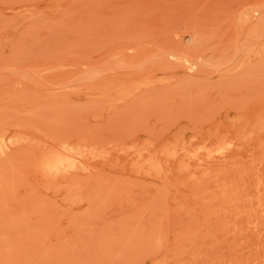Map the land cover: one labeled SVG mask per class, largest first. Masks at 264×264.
<instances>
[{
  "label": "rangeland",
  "instance_id": "rangeland-1",
  "mask_svg": "<svg viewBox=\"0 0 264 264\" xmlns=\"http://www.w3.org/2000/svg\"><path fill=\"white\" fill-rule=\"evenodd\" d=\"M263 245L264 0H0V264Z\"/></svg>",
  "mask_w": 264,
  "mask_h": 264
},
{
  "label": "bare ground",
  "instance_id": "bare-ground-1",
  "mask_svg": "<svg viewBox=\"0 0 264 264\" xmlns=\"http://www.w3.org/2000/svg\"><path fill=\"white\" fill-rule=\"evenodd\" d=\"M72 153H73V152H72ZM73 154H74V153H73ZM50 158H51V157H49V156L46 157V158H45V161L47 160V161L50 162V164H53L54 162H52L51 160H49ZM42 167H43V168L45 167L44 170H43V173H44V174H45V173L47 174V172H49L51 169H53V168H49V167H47L46 164H44V166H42ZM43 168H42V169H43ZM258 182H259V181H258ZM243 185L245 186V183H244ZM243 185H242V186H243ZM255 185H257V184L255 183ZM245 187H246V186H245ZM230 188L232 189V188H234V187H230ZM230 188H229V189H230ZM234 190H235V188H234ZM234 190H233V191H232V190H229L230 192H229L228 190H227V191H228L230 194L233 195V193H237V192H236L237 189L235 190V192H234ZM245 190H246V188H245ZM227 191H226V192H227ZM232 192H233V193H232ZM229 193H228V194H229ZM239 193H242V192H239ZM235 195H236V194H235ZM237 196H239V195H236V198H237ZM232 198H233V197H232ZM234 198H235V197H234ZM234 198H233V199H234ZM236 198H235V199H236ZM235 199H234V200H235ZM250 221H251V220H250ZM247 223H248V222H247ZM250 223H253V222H250ZM253 224H254V223H253ZM250 226L252 227L251 224H250ZM257 226H258V225H257ZM248 228H249V226H248ZM252 229H253V227H252ZM250 230H251V229H250ZM253 230H254V229H253ZM253 230H251V232H252ZM256 230H257V229H256ZM249 232H250V231H249ZM251 232H250V233H251ZM255 232H256V231H255ZM255 232L253 231V234H255ZM251 234H252V233H251ZM255 235H256V234H255ZM256 236H257V235H256ZM258 238H259V236H258ZM260 238H261V237H260ZM260 240H261V239H260ZM259 242H260V241H258V245H259ZM262 242H263V240H262ZM260 245H261V244H260ZM260 245H259V246H260ZM263 246H264V245H263ZM263 246H262V247H263ZM256 253H257V252H256ZM256 255H258V254H256ZM259 256H260V255H259ZM260 257L263 258V256H260ZM254 261H255V260H254ZM260 261L262 262L263 260L260 259ZM255 262H256V261H255ZM257 262H259V261H257ZM252 263H253V261H252ZM262 264H263V263H262Z\"/></svg>",
  "mask_w": 264,
  "mask_h": 264
}]
</instances>
